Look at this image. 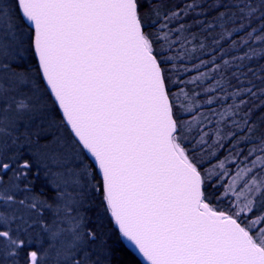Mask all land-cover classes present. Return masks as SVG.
Here are the masks:
<instances>
[{"label":"snow or ice","instance_id":"6c2138e0","mask_svg":"<svg viewBox=\"0 0 264 264\" xmlns=\"http://www.w3.org/2000/svg\"><path fill=\"white\" fill-rule=\"evenodd\" d=\"M264 0H0V264H264Z\"/></svg>","mask_w":264,"mask_h":264},{"label":"trees","instance_id":"16d2710c","mask_svg":"<svg viewBox=\"0 0 264 264\" xmlns=\"http://www.w3.org/2000/svg\"><path fill=\"white\" fill-rule=\"evenodd\" d=\"M169 5L175 4V3H179L180 0H167ZM262 63H264V61H262Z\"/></svg>","mask_w":264,"mask_h":264}]
</instances>
